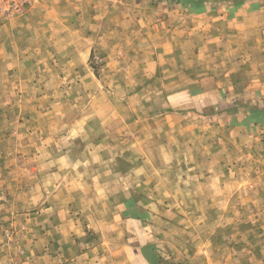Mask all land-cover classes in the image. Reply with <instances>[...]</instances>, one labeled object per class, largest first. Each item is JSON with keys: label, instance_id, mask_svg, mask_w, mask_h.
I'll return each instance as SVG.
<instances>
[{"label": "rangeland", "instance_id": "1", "mask_svg": "<svg viewBox=\"0 0 264 264\" xmlns=\"http://www.w3.org/2000/svg\"><path fill=\"white\" fill-rule=\"evenodd\" d=\"M129 5L32 0L0 17L5 243L23 226V249L40 228L51 255L69 251L56 264L90 250L132 264L140 249L154 264H226L245 248L257 264L264 226L249 219L264 211L249 210L264 195L243 192L264 186L261 149L213 143L217 128L172 92H193L205 85L196 75L213 69L190 66V51L187 66H166L165 37L133 20L139 8ZM228 198L233 211L222 210Z\"/></svg>", "mask_w": 264, "mask_h": 264}, {"label": "crops", "instance_id": "2", "mask_svg": "<svg viewBox=\"0 0 264 264\" xmlns=\"http://www.w3.org/2000/svg\"><path fill=\"white\" fill-rule=\"evenodd\" d=\"M117 1L139 8L137 13L132 14V19L137 23L151 31L160 30L165 37L162 47L166 51V66H187V51H190L194 56L190 59L193 60L190 66L213 69L212 72L196 75L194 82L205 85H197L193 92L182 87L172 92L179 94L183 101L191 100L188 105L193 104L197 108V114L202 111L199 114L202 123L209 122L217 128V135L214 137L217 140H213L215 145L219 148L234 146V150L240 146L254 155L261 149L259 156L264 162V0ZM145 6L147 10L144 9ZM187 47L189 49L185 50ZM177 60L179 62H176ZM181 80L180 76L178 82L182 83ZM219 127L225 131L222 139L219 137ZM230 174L232 173H227ZM260 174L264 177V169ZM231 189L228 190L229 194H237L236 189ZM217 190L214 194H219L220 191ZM243 193L263 196L264 186H246ZM212 205L215 210L221 209L219 204ZM246 205L248 204L245 202L244 208ZM233 206L235 205L230 203L228 198L227 203L222 205V210L233 211ZM235 209L240 211L241 206L238 205V209ZM249 211H264V200L257 202V206ZM19 219V224L23 225V215H20ZM36 219L30 217L26 222ZM234 220L239 219L229 217L228 223ZM249 220L252 224L264 226L262 216H252ZM19 228L20 236H15L11 242L5 243L3 232L6 227L0 221V264H56L60 257L69 255V251L65 254L63 251L59 253V250L51 255L54 243H50L49 237L46 238L40 228H37L34 237L26 239V248L23 249V226ZM61 239L69 242L66 236L59 238ZM245 250L241 253L243 256L235 252L233 259L226 264L250 263L255 254L249 248ZM134 253L140 257H133L137 264H154L141 249ZM104 254L90 250L79 256L69 257L67 264H107ZM238 258L242 261H237ZM259 258L257 264H264V248L261 249ZM135 262L132 264H136ZM188 264L192 262L189 261Z\"/></svg>", "mask_w": 264, "mask_h": 264}, {"label": "built area", "instance_id": "3", "mask_svg": "<svg viewBox=\"0 0 264 264\" xmlns=\"http://www.w3.org/2000/svg\"><path fill=\"white\" fill-rule=\"evenodd\" d=\"M32 0H0V17H12L22 13Z\"/></svg>", "mask_w": 264, "mask_h": 264}]
</instances>
